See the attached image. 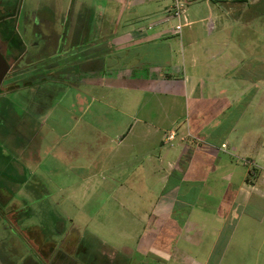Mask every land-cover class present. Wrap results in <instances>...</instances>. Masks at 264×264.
Returning <instances> with one entry per match:
<instances>
[{
  "label": "rangeland",
  "instance_id": "obj_1",
  "mask_svg": "<svg viewBox=\"0 0 264 264\" xmlns=\"http://www.w3.org/2000/svg\"><path fill=\"white\" fill-rule=\"evenodd\" d=\"M99 1L0 0L15 5L12 15L7 9L0 16V30L14 47L9 56L0 39L12 73L28 63L38 66L6 77L0 87V264H52L60 245L75 252L80 241L95 264H264V195L252 190L248 197L240 188L248 169L259 178L264 173V158L252 154L264 140V0L186 5L191 20L207 17L211 3L223 17L214 32L204 20L185 28V43L189 33H202L204 44L220 55L216 39L225 40L240 63L228 66L224 77L217 72L212 96L200 85L178 104L177 130L190 137L182 146L176 130L177 139H165V146L162 134L144 141L131 130L140 125L136 109L149 99L117 89L109 78L134 71L106 63L96 73L101 80L81 82L85 75L74 63L80 56L64 50L88 44L73 35L89 13L96 15ZM170 18L167 25L174 27ZM214 62L209 72L225 59ZM72 69L79 77H67L81 83L64 77ZM205 70L200 67V75ZM168 149L179 160L172 167L160 154ZM209 157L221 160L216 172ZM228 162L237 166L234 175H228Z\"/></svg>",
  "mask_w": 264,
  "mask_h": 264
},
{
  "label": "crops",
  "instance_id": "obj_2",
  "mask_svg": "<svg viewBox=\"0 0 264 264\" xmlns=\"http://www.w3.org/2000/svg\"><path fill=\"white\" fill-rule=\"evenodd\" d=\"M215 1L218 2L217 0H214V2ZM98 4H100V8H98L96 15L94 14L91 17L89 13L85 27L83 24L82 27L76 28L77 33L73 35L84 37V40L87 41L88 44L81 45L78 49L75 48L73 50L68 49L64 51H66L67 54L72 52L71 54L80 56V59L74 61V63L80 65L82 76L85 75L83 77H89V79L82 77L81 82H85L86 80H91L93 82L101 80L96 73L104 71L106 63H108L109 67L115 69L124 68L134 71L130 76H124L121 75L119 70L118 75L114 76V78H109V80L115 84L114 86L117 89L127 90L131 92V95L134 94L133 96L140 93L141 98L149 99L148 103L142 104L144 108L136 109L135 115H142L139 118L140 125L138 126L136 124L134 126L133 124L131 130L135 129L140 133L139 135H141V133L144 134V141H146L147 138L150 139L149 137H158L159 134H162L159 143L165 146L166 144L164 141L169 131L176 130L178 133L177 138L180 135L177 130L178 120L180 118L177 112L178 104L185 103V99L190 100V96L196 93L200 85L205 89V93L212 96L215 89L213 87L214 81H219V79H221L219 74H221L222 77L226 76L225 72L228 71V66H234L240 63L238 58H235L226 50L227 42L225 40L218 41L216 39L217 46H221L219 50L220 55L214 52L215 50L212 46L204 44L203 40L205 38L202 33L195 36L189 33L188 43H185L183 34L185 28H190L198 21L202 22L204 20L210 22L209 25L212 29L210 31L214 32L217 29L216 24L219 23L220 19L223 17V12L215 3L209 4V15L203 19H189L191 24L185 27L182 34L179 35L174 32L172 26L167 25L171 20V14L168 10L170 0H100ZM107 5H110L111 8H108ZM112 9L113 12H111ZM231 15H234L232 11ZM188 16L190 17V13H188ZM111 22H114V28L108 25ZM221 30H225L226 34H228L225 25L224 29ZM0 39L5 46V53L11 56L14 50V47H12L13 44L1 30ZM73 41L74 40L71 42L73 43ZM106 42L111 47H106ZM87 45L89 46L86 47ZM18 54L19 53H17V56ZM22 55H24V53H21L20 56ZM60 57L61 56H58V58ZM217 58L225 59V64H220L221 66L217 68L215 73L209 72L207 69L212 68L210 71H214L217 67L214 65V61ZM187 64L189 65V69L186 68ZM31 66H33V70L38 69L36 62H33V64L28 63L24 66L25 69L23 71L18 72L17 70V72L13 74L11 70L8 77H20L21 75H25L28 71L27 67ZM46 66L45 67L49 71L55 68L53 67L54 63ZM145 66L148 70L147 75L141 76V74H137L138 69H145ZM51 67L53 68L50 69ZM200 67L206 68L202 75H200ZM67 68H72V65L69 64ZM217 72H219V74H217ZM50 73L51 72H49L48 75H52V73ZM67 74H69L70 77H79L78 72L72 69L64 73V77L73 85L81 83L80 80H69ZM232 75L239 76L240 74L238 72H236V74L232 72ZM227 79L228 78H226V80ZM241 81L244 83L247 82L248 79L244 80L241 78ZM257 81L263 82V79L257 78ZM10 86L13 87L15 84L12 83ZM224 94H226L225 91ZM225 96L228 100L227 95ZM136 120L137 119H135V121ZM202 128L203 129L200 131H206L205 127ZM126 135H124V137ZM177 138L175 137L174 141ZM179 138L178 146H182L184 144L186 145L190 137L186 134H182ZM258 140L261 141L262 144L261 146L257 144L255 148H253L252 154L256 156L257 159H263L264 140L260 138ZM210 142H207V145H211ZM142 144L146 145L145 142H142ZM170 146L174 147L175 145L172 143ZM232 147L233 150H235V146L233 145ZM241 148L240 150L243 154L247 153L249 149L247 143H243ZM169 151H171V149H168V152L162 151L160 154L162 155L161 158H164L162 160H164L169 167H172L173 163L176 165L179 160H176L174 155L170 154ZM181 155H183L182 150H180L179 158L182 157ZM156 157L160 159V156ZM219 159L220 158L212 159V157L207 159L211 165L212 172H216L218 169V162L221 161ZM228 163L230 167L228 175H234L237 166L233 165L231 162ZM247 171V175H245L247 182H243L240 186L243 190L241 194L244 193L245 196L249 197L252 190H254L264 195V173H262L259 178V174H251V170L249 169ZM169 172L170 171H167V174ZM256 178L259 179L253 182ZM258 183L261 184L260 187H263V189L258 186ZM0 190L5 191L2 188ZM237 193H239V191Z\"/></svg>",
  "mask_w": 264,
  "mask_h": 264
},
{
  "label": "flooded vegetation",
  "instance_id": "obj_3",
  "mask_svg": "<svg viewBox=\"0 0 264 264\" xmlns=\"http://www.w3.org/2000/svg\"><path fill=\"white\" fill-rule=\"evenodd\" d=\"M2 7L5 9L4 5ZM11 69H12V64H11ZM13 74H15V73H13ZM8 75H7V77H8ZM68 242H69V240H68ZM80 242L77 243V248H76L75 252L63 251V247H64L63 245H60L59 250H58L56 245H52V243H50L51 249H53V250L57 249V251H55L56 253H55V257L53 258L52 264H59L58 263L59 261H61L62 263L65 262L66 264H95V257L96 256L95 257L93 256V258H89V254H90L88 251L89 248H87L85 245L82 246V244H81L82 242L81 243ZM80 248H82L83 250L81 249L82 251L78 252L80 250ZM40 249L43 250V248L41 246H40ZM42 250H40V252ZM86 251H88V252H86ZM77 259H79L80 262Z\"/></svg>",
  "mask_w": 264,
  "mask_h": 264
},
{
  "label": "built area",
  "instance_id": "obj_4",
  "mask_svg": "<svg viewBox=\"0 0 264 264\" xmlns=\"http://www.w3.org/2000/svg\"><path fill=\"white\" fill-rule=\"evenodd\" d=\"M170 1L171 4L168 10L171 14L170 16L176 20L173 30L175 33L181 35L183 29L191 24L186 8V5H188L190 1L189 0H170ZM174 139H175V131H170V133L166 135V141L172 142ZM223 146L225 145L223 144Z\"/></svg>",
  "mask_w": 264,
  "mask_h": 264
},
{
  "label": "water",
  "instance_id": "obj_5",
  "mask_svg": "<svg viewBox=\"0 0 264 264\" xmlns=\"http://www.w3.org/2000/svg\"><path fill=\"white\" fill-rule=\"evenodd\" d=\"M11 70V64L0 48V87Z\"/></svg>",
  "mask_w": 264,
  "mask_h": 264
},
{
  "label": "trees",
  "instance_id": "obj_6",
  "mask_svg": "<svg viewBox=\"0 0 264 264\" xmlns=\"http://www.w3.org/2000/svg\"><path fill=\"white\" fill-rule=\"evenodd\" d=\"M3 5L5 6V10L2 11V12H0V16H1V15H2V16L6 15L5 12L7 11V9H9V12H8L7 14L12 15V14H13L12 11H14V7H15V5H13V6H8L6 3H3ZM9 5H10V4H9Z\"/></svg>",
  "mask_w": 264,
  "mask_h": 264
}]
</instances>
